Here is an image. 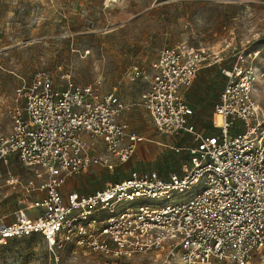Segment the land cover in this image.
<instances>
[{
	"label": "built area",
	"instance_id": "built-area-1",
	"mask_svg": "<svg viewBox=\"0 0 264 264\" xmlns=\"http://www.w3.org/2000/svg\"><path fill=\"white\" fill-rule=\"evenodd\" d=\"M224 50L178 42L146 69L130 65L126 76L142 84L136 103L103 91L100 78L59 88L39 70L22 80L6 108L8 131L0 130V181L28 199L12 220L0 217V244L39 235L55 260L64 245L113 258L147 256L154 264H248L264 257V70L255 52ZM229 57L220 69L214 131L199 133L186 93L201 68ZM134 104L158 133L192 136L189 166L166 178L132 169L100 189L64 192L67 180L98 166L113 171L133 156L143 140L125 119ZM14 164L31 176L15 173ZM193 187L191 196L172 203Z\"/></svg>",
	"mask_w": 264,
	"mask_h": 264
},
{
	"label": "rangeland",
	"instance_id": "rangeland-1",
	"mask_svg": "<svg viewBox=\"0 0 264 264\" xmlns=\"http://www.w3.org/2000/svg\"><path fill=\"white\" fill-rule=\"evenodd\" d=\"M178 42L209 52L225 48L227 55L233 46L249 49L264 70V0H0V130L8 131L5 112L14 89L39 70L59 88L67 80L84 85L100 78L103 91L114 90L121 99L136 103L142 84L126 76L127 68L137 64L146 69L163 48ZM230 59L200 69L206 72L207 102L191 104L199 133L214 131L212 111L218 101L214 92L220 91L224 82L220 69ZM125 119L143 136L133 156L113 171L98 166L65 190L100 189L132 169L154 170L166 178L189 166L187 148L194 143L190 134L158 133L146 110L136 104ZM214 120L217 125V114ZM13 171L31 176L18 164ZM196 190L175 196L172 203ZM27 199L26 193L0 181V217L8 214L6 220H11L10 213ZM55 254L58 260L39 235L0 244V264L155 263L147 256L113 258L70 245ZM248 264H264V257L255 255Z\"/></svg>",
	"mask_w": 264,
	"mask_h": 264
},
{
	"label": "crops",
	"instance_id": "crops-1",
	"mask_svg": "<svg viewBox=\"0 0 264 264\" xmlns=\"http://www.w3.org/2000/svg\"><path fill=\"white\" fill-rule=\"evenodd\" d=\"M205 77H206V72L204 70L201 71V72L199 71L197 76H196V78L194 79L192 85L190 86L189 90L187 91L186 98H187L188 104L190 106H191V104H193L196 107V106H199V104L202 103V102H205V101L207 102L208 90L206 88ZM221 88H222V86H221ZM221 88H220V90H221ZM214 93L218 94V96H219L220 91L216 90ZM213 112H214V110L212 111V117H213ZM191 121H192V117H191ZM96 168H98V167H93L92 169H90L89 172L94 171V169H96ZM81 176H83V175H81ZM81 176H78V177L71 178V179L67 180L66 183L63 185L62 190L64 192L70 191V190H75V191H78V192H82V191H79V190L74 189V188L69 189V190H65V187L68 184L72 183L74 180L79 179ZM88 192H90V191H88ZM10 214L12 215V212ZM7 216H9V215L7 214V215H3L1 217H4V220H6ZM11 220H12V218H11ZM6 221H10V220H6Z\"/></svg>",
	"mask_w": 264,
	"mask_h": 264
},
{
	"label": "bare ground",
	"instance_id": "bare-ground-1",
	"mask_svg": "<svg viewBox=\"0 0 264 264\" xmlns=\"http://www.w3.org/2000/svg\"><path fill=\"white\" fill-rule=\"evenodd\" d=\"M217 116H218V118H219V121H218L217 125H220V124H221V121H222V118H221V116H219L218 114H217Z\"/></svg>",
	"mask_w": 264,
	"mask_h": 264
}]
</instances>
